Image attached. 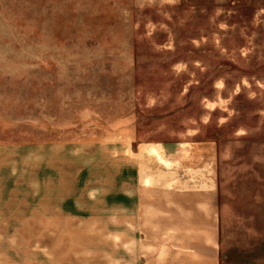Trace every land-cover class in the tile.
Masks as SVG:
<instances>
[{"label": "rangeland", "instance_id": "obj_1", "mask_svg": "<svg viewBox=\"0 0 264 264\" xmlns=\"http://www.w3.org/2000/svg\"><path fill=\"white\" fill-rule=\"evenodd\" d=\"M205 141L263 235L264 0H0V264H128V154Z\"/></svg>", "mask_w": 264, "mask_h": 264}, {"label": "crops", "instance_id": "obj_2", "mask_svg": "<svg viewBox=\"0 0 264 264\" xmlns=\"http://www.w3.org/2000/svg\"><path fill=\"white\" fill-rule=\"evenodd\" d=\"M147 149L128 154V264H264V234L229 233L212 141Z\"/></svg>", "mask_w": 264, "mask_h": 264}]
</instances>
